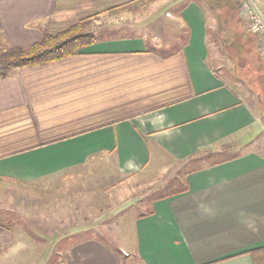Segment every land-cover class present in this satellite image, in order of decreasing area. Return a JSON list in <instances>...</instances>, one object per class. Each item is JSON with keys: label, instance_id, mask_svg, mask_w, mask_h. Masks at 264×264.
Wrapping results in <instances>:
<instances>
[{"label": "crops", "instance_id": "crops-1", "mask_svg": "<svg viewBox=\"0 0 264 264\" xmlns=\"http://www.w3.org/2000/svg\"><path fill=\"white\" fill-rule=\"evenodd\" d=\"M129 1L0 0V50L28 47L97 13L92 27L127 15L136 21L137 14L103 13ZM181 2L177 17L166 14L181 37L173 49L166 27L150 31L152 38L92 31L95 42L78 54L0 77L1 181L41 184L96 156L126 176L151 162L238 150L187 171L183 192L155 198L134 216L119 253L87 238L67 247L59 264H120L126 251L139 264H254L252 252L264 247V151L239 153L264 134V97L243 94L218 73L209 36L251 42L252 60L255 42L235 0ZM256 2L264 12V0ZM32 242L3 225L0 263L21 258L25 243L32 251Z\"/></svg>", "mask_w": 264, "mask_h": 264}, {"label": "rangeland", "instance_id": "rangeland-1", "mask_svg": "<svg viewBox=\"0 0 264 264\" xmlns=\"http://www.w3.org/2000/svg\"><path fill=\"white\" fill-rule=\"evenodd\" d=\"M180 2L181 0L147 2L137 11H124L110 16L137 14L136 21L127 15L120 20L103 23L106 25L104 27L98 25L99 28L92 27L94 20L88 31H93L95 36L138 33L152 38L150 31L155 32L160 27H166L169 43L167 46L173 49L181 37L175 35L170 19L178 16L175 8L184 1ZM169 13L171 18L166 16ZM238 15L241 27L248 31L246 35L255 42L240 10ZM209 42L217 46V58L211 65L218 73L227 77L236 90L243 94L253 97L252 92L256 91V94L264 97V59L259 55L256 45L257 54L254 53L257 58L252 60L251 54L254 50L249 41L240 45L233 38L224 44L215 41L211 35ZM156 48L159 52L167 49L164 46L160 48L157 44ZM246 50L250 51L242 54ZM246 59L248 67L241 64ZM249 148L264 151V134L253 138L246 148H240L239 153ZM232 153L236 155L238 150L205 155L178 165L151 162L141 172L126 176H119L110 160L96 156L86 165L41 184H19L0 180V224L14 230L17 236H24L26 240L31 239L34 243L32 251L28 248L33 245L25 243L27 250L22 252L21 258L14 259L9 264H59L67 247L87 238H94L119 253L123 250V241L130 238L125 232L129 230L134 216L147 213L155 198L183 188L187 171L220 161L233 155ZM124 253L121 252L120 264H139L136 258L130 257L129 252ZM254 255L256 259L260 257L258 254Z\"/></svg>", "mask_w": 264, "mask_h": 264}, {"label": "trees", "instance_id": "trees-1", "mask_svg": "<svg viewBox=\"0 0 264 264\" xmlns=\"http://www.w3.org/2000/svg\"><path fill=\"white\" fill-rule=\"evenodd\" d=\"M153 1L155 0H131L119 6L112 7L103 13L114 16L124 11H137L144 3ZM235 1L237 2V0ZM100 15L101 13H97L86 17L56 33H43L40 40L32 43L28 47L8 46L5 49H1L0 77H6L20 67L46 64L78 54L83 48L95 42L96 37L88 31V28ZM261 120L264 126V107ZM185 189L181 188L161 197L183 192ZM0 227H3V224H0ZM254 254L260 255L258 259L253 257L255 259L254 264H264V247L254 250L253 256H255Z\"/></svg>", "mask_w": 264, "mask_h": 264}, {"label": "built area", "instance_id": "built-area-1", "mask_svg": "<svg viewBox=\"0 0 264 264\" xmlns=\"http://www.w3.org/2000/svg\"><path fill=\"white\" fill-rule=\"evenodd\" d=\"M239 10L246 22L249 31L255 37V45L264 59V12L256 0H237Z\"/></svg>", "mask_w": 264, "mask_h": 264}]
</instances>
